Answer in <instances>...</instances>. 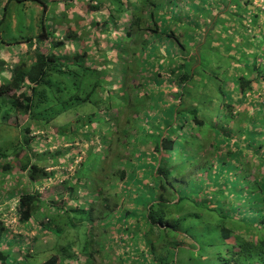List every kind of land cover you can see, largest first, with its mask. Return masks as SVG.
I'll list each match as a JSON object with an SVG mask.
<instances>
[{"label": "trees", "instance_id": "obj_1", "mask_svg": "<svg viewBox=\"0 0 264 264\" xmlns=\"http://www.w3.org/2000/svg\"><path fill=\"white\" fill-rule=\"evenodd\" d=\"M253 1H3L0 23L11 3L34 4L41 9L36 21L38 32L28 39L36 45H30L29 62L21 60L7 67L0 61L6 71L0 77V124L17 114L26 117L27 125L42 128L82 105L89 104L95 110L77 117L69 136L59 127L64 143L51 153L34 152L33 148L46 142L30 137L25 125L17 127L18 134L22 129L27 137L21 140L19 136L20 141L11 146L13 153L0 150V184L10 177L22 182L8 191L1 203L8 206L1 212L17 213L19 227L30 232V221L42 211L39 229L26 238H56L48 250L51 256L38 262L37 254L30 252L31 242L20 236L6 239L10 232L0 220V264H107L112 262L109 254L118 251L116 264H264V6ZM48 2L56 3L61 12L49 11ZM79 2L85 4L77 6ZM180 2L188 9L182 18ZM215 12L221 15L216 17ZM48 14L53 15L52 22L54 14L62 16L61 21L72 17L65 19L68 25L62 24L66 29L63 35L52 38L55 29L45 23ZM123 17L126 23L121 22ZM131 29L139 36L147 35L143 45L151 48H146L148 54L136 62L149 70L152 78L130 85L129 90L122 85L117 97L116 90L110 89L111 78L114 71L119 73L117 63L124 50L117 45L115 50L101 53L98 46L104 37L111 45L120 41L115 35L112 42L114 35L110 34L116 30L131 38ZM89 31L93 37L85 42L88 48L80 50L76 41ZM44 42L48 50L42 53L38 46ZM207 42L211 43L212 55L221 57L215 59L216 67L200 65L199 52ZM213 43H217L215 49ZM163 44L170 49L166 58H158L154 48ZM91 47L96 48L95 60L88 54ZM84 59L91 64L86 66ZM162 73L167 78L163 79ZM75 78L80 89L66 93ZM52 84L57 86L56 93L47 96L45 88ZM102 92L105 100L100 98ZM249 97L250 103L243 108ZM70 126L68 121L63 130ZM78 131L82 132L77 135ZM94 132L100 150L91 151V158L77 165L74 174L48 171L59 167L60 162L68 166V161L77 159L78 145L89 142ZM101 132L104 136L102 133L98 138ZM115 134L116 145L110 141ZM137 142L149 146L148 162L144 153L134 155ZM116 149L118 154L107 162L106 156ZM124 150H130V156H124ZM54 153L68 159L59 162ZM86 170L90 175L84 174ZM61 176L60 189L42 198L36 189ZM110 179L115 183L108 184ZM81 189L92 190L93 206L76 203ZM65 197L73 204L65 203ZM49 205L54 210L46 207ZM86 212L90 229L98 222L96 233L86 232L83 246H76L75 238L65 232L76 220L71 214L87 216ZM94 213L98 215L93 217ZM102 229L117 233L116 245L115 238H109ZM60 237L66 239L63 244Z\"/></svg>", "mask_w": 264, "mask_h": 264}, {"label": "rangeland", "instance_id": "obj_2", "mask_svg": "<svg viewBox=\"0 0 264 264\" xmlns=\"http://www.w3.org/2000/svg\"><path fill=\"white\" fill-rule=\"evenodd\" d=\"M4 0H0V5L3 4ZM51 1V0H50ZM50 2H48L49 4ZM234 3V1H233ZM17 4V3H16ZM14 4L11 3L10 5H8L6 11H5V19L3 22L0 23V41H2L3 43L0 42V48L2 47L3 49H0V61L2 64L6 65L7 67L13 66L16 63H21V57L23 59H26V62H29L28 59H30L29 57L31 55L28 54V50H30V45L33 46L34 48L36 47V45L29 41L28 39L33 37V35L36 34L37 29V24L36 21L40 16V9L38 5H31L29 4L24 5L23 4ZM47 4V5H48ZM82 4L85 3H77V6H80ZM179 4H182L181 2ZM183 4H187L184 3ZM182 4V5H183ZM253 4H258V6H261V8H263L264 6V0H254ZM181 7H179V13L181 14V18L183 16V13H185L186 11H188L186 5H183ZM57 4L56 3H50L49 4V11H55L57 10ZM105 10V9H104ZM106 11V10H105ZM149 11V9L146 10L145 14L143 16L147 15V12ZM171 12V11H170ZM176 12V11H175ZM81 12H78V16H80ZM1 14V13H0ZM216 17H219L221 14L220 13H216L214 14ZM1 16V15H0ZM54 19L52 22V14H48L46 15V22L48 23V26L53 25L54 27V31H53V35L52 38H57L60 35H63V32L66 31V29L62 28L65 27L62 24L68 25L65 21V19L67 20H71L72 17H64V20L61 21L62 16H57L54 14ZM44 17V16H43ZM177 17L179 22L180 20V15L177 13ZM121 22L126 23L127 19L124 17L122 18ZM77 23V26L79 25V21L75 22ZM128 27V25L125 26V28ZM88 31V30H87ZM132 37L128 38L125 35H122L121 33H119L118 30L112 32L110 35H114L112 36V42L114 41L115 35L116 36H120L118 39H121L120 41L116 42V44L111 45L110 42H106V38L104 37V39L102 40V43L99 44L98 49L101 50V53H105V52H111V50H115L116 46L119 45V49L124 50V53H122L120 55L121 58V62L117 63L118 64V72L114 71L113 72V79L111 78V86L110 89L111 90H116V96L120 97V92H119V88H122L124 86H126V88L128 87V90L130 89V85L132 84H136V82H141L142 79H148L151 80V76L150 74H152L151 72H149V70H143L140 66L137 65V58H145V55L148 54V49L146 48H151V46H147V45H143V39H147V35H143V36H139L138 34L135 33L134 29L130 30ZM218 32V30L216 31ZM79 34H81L80 32H78ZM200 31H199V35H200ZM219 33H222V29L220 30ZM78 34V35H79ZM93 37V34L91 31H89L88 35H86V37H82L80 38L78 41H76V44L80 45L79 49L80 50H84L87 47V45L85 46V42L89 39ZM87 38V39H86ZM165 41V40H163ZM171 41V40H170ZM195 41H198L197 39H195ZM194 41V42H195ZM69 43H66V45H68ZM111 45V47H110ZM158 46V45H157ZM213 48L215 49L217 47V43H213L212 44ZM249 47V46H248ZM39 50L43 53V52H47L48 50V44L46 42L41 43V45L38 46ZM67 48V46H66ZM193 46L191 47V51ZM201 47L199 46V49ZM204 48L202 51L200 50L199 52V58L201 59L200 61V65L201 66H205L206 64H209V66H214L216 67L215 59L217 60L218 58H221L219 55H212V47H211V43L207 42L206 44H204V46L202 47ZM95 47H91V49L88 50V54H90V57L92 59H96L97 58V54L95 53ZM155 49V53L157 52L158 54V58H166L165 55H167L168 50L170 49V47H166L164 46V44L162 46H158ZM255 49V48H254ZM7 56H5V54H7ZM154 54V56H156ZM68 54H73V51H68ZM28 55V56H27ZM7 57V58H6ZM117 58V57H116ZM133 58H136V60H134V64H131L133 61ZM151 58V57H149ZM87 60H90V58H87ZM102 62H104L106 59L105 58H101ZM91 61H85L84 59V64L86 66H89L91 63H89ZM111 62V61H109ZM89 64V65H88ZM93 65V64H92ZM105 65V64H104ZM247 66H250L249 64ZM104 67V68H103ZM101 68H103V73L106 72L108 70V66H103ZM98 70V67H96ZM132 69L133 70V74L129 73L128 69ZM142 69V71H141ZM105 70V71H104ZM128 70V71H127ZM106 79L109 78V73L106 72ZM6 75V71L4 67H0V77H3ZM162 78L165 79L167 78L166 73H162ZM67 85V83H65V86ZM123 85V86H122ZM122 86V87H121ZM56 85L52 84L49 87L45 88V94L48 96L49 93H51L52 91L54 93H56ZM75 89H80V85L78 83V79H72L67 87L66 93L68 94H72L77 92ZM64 95V94H62ZM58 96V95H56ZM100 98L102 100L106 99V95L104 92H102V94H100ZM250 97L248 98V102H246L243 106V108H245L249 103H250ZM2 105V103H0ZM82 108V109H81ZM80 109H77L76 112H73V114H67V115H63L62 117H60L59 119H56L55 121L52 122V124H50L49 126H45L43 125L42 128L39 127L36 124H32V123H28L27 125V119L26 117H21L20 115H12L8 120L7 123H1L0 124V150L2 151H6L7 154H12L13 153V149L11 146H15L20 140H19V136L21 137V140L24 137H27L26 135L23 136V131L21 129V132L18 134V129L22 128L24 125L26 127H28L29 132L32 131H39L37 132V136H35V138L40 137L43 138L46 142V145H44V142L38 144L36 146V149L33 148L34 152L43 154L46 152L51 153L52 151L58 150L64 143L63 138L60 136L59 134V130L61 129V131L65 134V136H69V133L72 132L74 130V121H76L77 117H83L84 115L90 114L92 112H94V108L91 107V105L86 104V105H82ZM5 111V108H3L1 110V114H3ZM101 111H103V109L101 108ZM113 114L116 115V110L113 109L112 110ZM124 113V112H123ZM127 116V113L123 114V117L121 118V120H124V117ZM126 118V117H125ZM69 121V123L71 124V126L69 127L68 130H63L65 128V124ZM54 126V127H53ZM19 127V128H17ZM60 127V129H59ZM25 129V128H24ZM84 131V130H82ZM82 131H78L77 135L82 132ZM95 133V132H94ZM102 133H99L98 138H100L102 136ZM106 134V133H105ZM134 134V132H133ZM30 136V135H29ZM80 136V135H79ZM104 136V133H103ZM31 137V136H30ZM97 137V134L95 133L91 139H89V142H86L85 144L82 145H78L77 147V151L81 152L83 154V158H86L84 160V163L87 161V159L91 158L90 154L91 151L94 153L99 152L100 150V142L97 141L95 142V139ZM117 134L114 135V137H110V141L113 140L114 145H116V141L115 139L117 138ZM138 137L137 135H132V138ZM138 138H136L137 140ZM114 145L112 146V149L114 148ZM105 147V145H103ZM32 148V146H31ZM63 149L65 147H62ZM101 148H102V144H101ZM137 149L138 152H136L134 155H138V153H144L147 157V159H145L146 162H148V153H150L149 150V146L148 145H144V144H138L137 142ZM121 150V149H120ZM122 154L124 156H130V150H127L124 152L121 151ZM56 159L60 162V161H66L68 159V157L66 155H62L61 157H58V153H54ZM116 154H118V149L115 150V152H111V154L107 157L106 156V160L107 162H110L111 158L113 156H116ZM134 155H132L131 162L133 163V165H136V161H134L135 157ZM53 158V157H52ZM49 163H51V160H47ZM70 162V161H68ZM83 162V161H82ZM14 165L17 167V161L14 162ZM55 167V166H54ZM116 168V167H115ZM85 175H90V172H88L87 170L84 171ZM96 177V175H95ZM101 176H98L97 179L100 180ZM10 177L9 180H7L6 182L2 183L1 185L3 186L2 188H0V203L6 199V195L8 194L9 190H12V188H17L18 187V183L15 182V180ZM72 181L74 182L75 180L72 179ZM108 184H113L115 183L114 179H110L107 181ZM22 184V182H21ZM119 186V183H118ZM23 187V186H22ZM60 188L58 187V185H50L44 192L43 195H41L42 198H49L51 195L54 194V192H57V190H59ZM84 190V191H82ZM93 192H94V188H93ZM107 192V191H106ZM92 190L91 189H81L79 195H81L79 197L78 195V203H84V201H86L87 203L85 205L87 206H93L94 203L96 202L93 198H91V194ZM86 194V196H85ZM86 198V199H85ZM95 201L94 203L92 202ZM92 202V203H90ZM124 203L126 201H123ZM125 208V207H124ZM47 212V211H46ZM43 214L42 211H40L39 217L40 215ZM86 215H82V214H77V213H73L72 217H75L76 220H72V228L68 229L65 232V235H68L69 237H74L75 238V242L76 246H78L79 244H83L85 243L86 239H85V233L89 232V233H96V228L95 226L98 225V222L96 224H94V228L90 229V220L88 219V214L86 212ZM98 214H92L93 217L97 216ZM86 217V218H85ZM38 226H40V224L38 223ZM65 228V227H62ZM72 230V232H70ZM104 230V229H102ZM105 231V230H104ZM108 230H106L105 232H107ZM111 231V230H109ZM128 232V231H127ZM130 229L128 234L130 233ZM127 234V235H128ZM127 235H124L123 239H125V237ZM9 237L11 235H8ZM115 236H117V233L113 232L112 234H110L108 237L110 238H114ZM15 237V236H13ZM57 237V236H56ZM64 238V237H63ZM60 237V243L63 244L64 241H66V239H63ZM27 242H31V248L33 250H30V252L32 254H37L36 260L38 262H44L47 258H49L51 256V254H49L48 250L51 249V246L53 245L54 239L52 238V236H41L40 238L37 240L36 237L33 240H29V238H24ZM117 238L115 237V241H113V244L116 245L117 244ZM8 246L9 251H11V245H7ZM111 246V245H109ZM118 254H120V251H118L117 254L111 256L109 254V257L112 258V262L111 263H115L116 264V258L118 257ZM11 257L14 256L12 255V253H10ZM111 263H107V264H111ZM70 264V263H69ZM74 264V262H73Z\"/></svg>", "mask_w": 264, "mask_h": 264}, {"label": "built area", "instance_id": "obj_3", "mask_svg": "<svg viewBox=\"0 0 264 264\" xmlns=\"http://www.w3.org/2000/svg\"><path fill=\"white\" fill-rule=\"evenodd\" d=\"M96 142V141H95ZM83 161V154L81 152H79V155L77 156V159H75L74 161L68 162V166L66 165H62L63 162H60L61 165L59 167H55V168H49L48 171L51 170H63L65 171L68 176H70L71 174H74L73 169L79 165L81 162ZM63 176L56 178L54 181L50 182L47 181L45 185L41 186V188H37L36 190H38V192L40 193V195H43L45 190L50 186V185H59L61 183V181L63 180ZM17 214L16 213H10V215H5L3 218V224L4 227L6 229H13L16 224H17Z\"/></svg>", "mask_w": 264, "mask_h": 264}, {"label": "crops", "instance_id": "obj_4", "mask_svg": "<svg viewBox=\"0 0 264 264\" xmlns=\"http://www.w3.org/2000/svg\"><path fill=\"white\" fill-rule=\"evenodd\" d=\"M3 2V1H2ZM61 12V8H59V9H57V12H56V14H58V13H60ZM38 30V29H37ZM1 50L3 49L2 47L0 48ZM7 53V52H6ZM29 55H31V53H28ZM8 55V53L7 54H5V56H7ZM28 56V55H27ZM7 58V57H6ZM21 59L22 60H24V61H26V59H23L22 57H21ZM13 180V179H12ZM12 180H10V181H12ZM16 182L19 184V182H20V186H21V179H16ZM39 185V183H37V185L36 186H38ZM3 186L0 184V188H2ZM79 193H80V191L77 193V197L75 198V200L76 199H78V195H79ZM81 195H79V197H80ZM86 196V195H85ZM51 197V196H50ZM87 197V196H86ZM64 199H66V197L64 198ZM86 199V198H85ZM5 200V199H4ZM3 200V201H4ZM2 201V202H3ZM78 201V200H77ZM76 201V203L77 204H81V203H78ZM1 202V203H2ZM69 201H68V198L65 200V203H68ZM93 202V201H92ZM92 202H90V203H92ZM1 203H0V218L2 217V215H3V213L1 212L2 211V209H4V208H6L8 205L6 204V203H4V205L3 206H1ZM69 203H72L73 204V202H69ZM85 203H87L86 201H84V203L83 204H85ZM50 206H52L51 207V209L50 210H54V206L53 205H49V206H46V207H50ZM46 207H44L43 209H45ZM41 215H43V214H41ZM73 214H71L70 215V217L72 216ZM41 218L40 217H37V219H35L34 221H32V222H30V224L28 225V227H34V226H37V228H39L38 227V223L40 224L41 223ZM109 234H110V232H109V230L107 231ZM52 236V235H51ZM115 237H117V236H115ZM114 237V238H115ZM52 238L54 239V242H53V245L55 244V237L54 236H52ZM113 248H114V245L112 246ZM118 253V252H117Z\"/></svg>", "mask_w": 264, "mask_h": 264}, {"label": "clouds", "instance_id": "obj_5", "mask_svg": "<svg viewBox=\"0 0 264 264\" xmlns=\"http://www.w3.org/2000/svg\"><path fill=\"white\" fill-rule=\"evenodd\" d=\"M34 48V47H33ZM47 127V126H46ZM37 132H39V131H30L29 132V135L31 136V137H35V136H37ZM85 160V158L83 159V161ZM17 214V213H16ZM4 216H5V214H3L2 215V217L0 218V220L1 221H3V218H4ZM17 216V215H16ZM32 221H34V220H31L30 222H32ZM30 224V223H29ZM41 224V223H40ZM14 228L13 229H9V232H10V234L9 235H11L10 237L9 236H7L6 237V239H11V238H13V236H15V237H22V238H26V237H28V236H34L35 235V232L39 229V228H37V226H34V227H32V230L30 231V232H27V231H24V229L22 230L20 227H19V224H18V217H17V224L15 225V226H13ZM39 227V226H38Z\"/></svg>", "mask_w": 264, "mask_h": 264}]
</instances>
